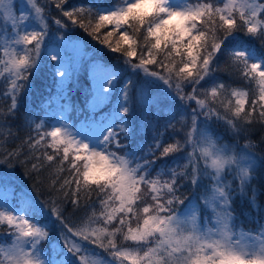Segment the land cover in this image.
I'll list each match as a JSON object with an SVG mask.
<instances>
[{
	"label": "snow or ice",
	"instance_id": "6c2138e0",
	"mask_svg": "<svg viewBox=\"0 0 264 264\" xmlns=\"http://www.w3.org/2000/svg\"><path fill=\"white\" fill-rule=\"evenodd\" d=\"M258 174L264 0H0V264H264Z\"/></svg>",
	"mask_w": 264,
	"mask_h": 264
},
{
	"label": "trees",
	"instance_id": "16d2710c",
	"mask_svg": "<svg viewBox=\"0 0 264 264\" xmlns=\"http://www.w3.org/2000/svg\"><path fill=\"white\" fill-rule=\"evenodd\" d=\"M111 62V61H110ZM258 180H260L261 182H264V176H260L258 174ZM259 203L262 204V206H264V196L260 197L259 200H258Z\"/></svg>",
	"mask_w": 264,
	"mask_h": 264
}]
</instances>
